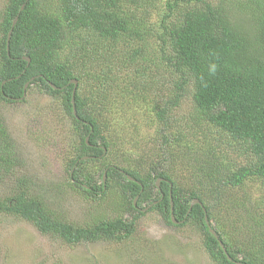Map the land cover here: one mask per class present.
<instances>
[{
    "label": "trees",
    "instance_id": "1",
    "mask_svg": "<svg viewBox=\"0 0 264 264\" xmlns=\"http://www.w3.org/2000/svg\"><path fill=\"white\" fill-rule=\"evenodd\" d=\"M5 3L0 17V101L22 100L33 87L51 97L52 105H59L62 114L68 116L72 138L78 142L70 146L67 163L72 185L90 203L107 198L113 199V203L120 200L115 210H124L130 217L97 213L91 216V222L80 224L58 214L44 195L33 189L34 182L29 177L14 176L20 161L12 136L1 120L0 182L6 184L9 179L10 183L7 191L0 194V214L25 220L40 233L66 244L104 240L132 244L138 230L136 221L142 214L137 206L158 200L148 210H155L169 225L196 227L201 246L213 264H264V199L254 201L253 210L245 215L246 223L240 226L241 238H235V242L210 223L211 205L225 190L240 187L248 180L264 184V0ZM158 5H162V15L155 27L149 15ZM23 57L30 61L27 63ZM147 67L161 68L160 76L165 77L155 79H159L160 88L143 78ZM127 70L133 75L123 76ZM71 79L77 81L75 113ZM88 80H94V87L104 94L95 96L87 86ZM142 83L146 87L140 92L165 91L163 103L152 109V116L160 125L155 139L158 137L164 147L161 153L174 156L168 150L172 141L199 155L192 157V168L194 174L213 170L206 172L217 178L207 174L210 188L196 181L183 189L172 178L174 163L168 169L164 166L165 156L156 164L150 162L144 172L139 170L144 164L142 159L134 165L126 164L127 167L112 162L98 170L91 169L90 164L98 162L114 145L112 138L100 130L104 122L101 109L105 108L102 101L109 96L108 91L125 90L136 96ZM187 95L194 119L209 132L237 144L242 149L243 164L229 168L217 162V145L209 140L204 141L210 147L206 152L192 143L180 144L181 137L187 134L192 135L189 141L198 142L196 130L189 122L178 125L174 133L169 126L170 111ZM159 177L161 199L154 184ZM194 198L198 202L190 207ZM170 199L175 222L171 220ZM237 201L241 208L248 207L247 202ZM205 214L226 253L208 231Z\"/></svg>",
    "mask_w": 264,
    "mask_h": 264
},
{
    "label": "rangeland",
    "instance_id": "2",
    "mask_svg": "<svg viewBox=\"0 0 264 264\" xmlns=\"http://www.w3.org/2000/svg\"><path fill=\"white\" fill-rule=\"evenodd\" d=\"M161 1L158 0L159 3ZM5 2L6 0H0V17ZM161 6L158 5L149 15V20L154 22L155 27L162 15ZM153 53L154 50L151 56ZM148 71L150 72L146 75ZM125 72L126 75L123 76L133 75L131 70ZM160 74L161 68L147 67L143 70V78L145 77L147 83L154 82L159 88L160 81L155 79L165 77ZM94 83V80H88L87 86L95 96H102L103 91L95 88ZM145 87L142 83L136 96H130L125 90L118 93L108 91L109 96L102 101L105 104H101L105 108L101 109L104 114L101 119L104 122L101 123L100 130L104 136L112 138L114 145L110 146L105 156L98 157V162L90 164L91 169L98 170L112 162L125 167L126 164L139 163V159H142L144 164H141L139 170L144 172L150 162L156 164L165 156L164 166L168 169L169 164L174 163L171 168L175 172L172 178L183 189L192 187L196 181H202L209 187L207 177L211 173L206 172L213 170L205 169L194 174L192 168V157L199 158V155L188 152L185 147L172 141L168 150L174 156L161 153L164 147L158 137L155 139L160 125L153 118L152 109L163 103L166 98L165 91L151 90L149 94L140 92ZM188 97L189 95L182 98L170 111L169 126L173 127L174 133L178 125L189 122L193 130H196L195 140L198 142L194 139L189 141L192 135L187 134L181 137L180 144L192 143L195 147H203L206 152L210 147L204 141L209 140L217 145V151H214L217 162L229 168L243 164L245 159L237 144L230 142L225 136L209 132L194 119ZM51 102V97L34 87L27 90L22 100L13 103L0 101V120L12 136L13 149L20 161L14 176L29 177L34 182L33 189L43 194L50 206L68 220L83 224L91 222V216L97 213L105 217L118 214L124 218L130 217L124 210H115L120 200L113 203V199L107 198L101 202L90 203L72 185L68 178L67 163L70 146L77 145L78 142L76 138H72L68 116L62 114L59 105L55 107ZM204 137L209 139H203ZM147 150H151L150 153ZM144 151L147 152L144 154ZM261 182L248 180L240 187L227 189L211 205V225L216 226L231 242H235V238H241L243 230L240 226L246 223L245 215L253 210L251 208L254 201L264 199V184ZM5 183L0 182V194L7 191L9 179ZM237 200L247 202L248 207L241 208ZM144 205L138 206L137 210H142ZM136 224L138 230L135 243L132 244L104 240L71 245L40 233L25 220L0 214V264H213L201 246V235L196 227L189 224L169 225L155 210L147 209L142 210Z\"/></svg>",
    "mask_w": 264,
    "mask_h": 264
},
{
    "label": "water",
    "instance_id": "3",
    "mask_svg": "<svg viewBox=\"0 0 264 264\" xmlns=\"http://www.w3.org/2000/svg\"><path fill=\"white\" fill-rule=\"evenodd\" d=\"M21 8H22V7H20V9H21ZM16 19H17V17H15V18L12 20L11 27H13V25L15 24ZM10 35H11V30H9L8 33H7V38H6V48H8V42H9ZM23 59H25V60L27 61V63L30 61L29 57H23ZM70 82L73 83V89H72V95H71V103H72V108H73V106H74V105H73V101H74V93H75V89H76L77 81H76L75 79H71ZM26 85H27V83L25 84V86H26ZM23 95H24V93H23ZM73 113H75L74 108H73ZM87 138H88V137L85 138L86 141H87ZM102 178H103V180L105 179V172L103 173ZM158 181H159V179L156 180V185H158ZM135 201H136V197L133 199V203H134V204H135ZM197 202H198L197 199H195V198L192 199V200L190 201V207H191L194 203H197ZM146 209H147V208H144V209H142V210L144 211V210H146ZM170 211H171V220H172L173 222H175V220L173 219V215H172V203H171V201H170ZM203 218H204V221H205V223H206V225H207V227H208V231H209V232H210V233H211V234H212V235L218 240L219 245L221 246L222 250L226 253V249H225L223 243H222L221 241H219L218 236H217L215 230L211 228V226H210V224H209V221H208V219H207V215L205 214ZM228 258H229V257H228Z\"/></svg>",
    "mask_w": 264,
    "mask_h": 264
},
{
    "label": "flooded vegetation",
    "instance_id": "4",
    "mask_svg": "<svg viewBox=\"0 0 264 264\" xmlns=\"http://www.w3.org/2000/svg\"><path fill=\"white\" fill-rule=\"evenodd\" d=\"M157 179H159V181H158V185H156V180H157ZM157 179L155 180V183H154V184H155V186H156V189L159 190L158 192H160L159 197H160V199H161V198L163 197V193L161 192V189H160V181L162 180V178L159 177V178H157ZM156 189H154V191H155ZM155 192H156V191H155ZM136 201H137V197H136ZM136 201H135V204H136ZM157 201H158V200L153 201V202L150 203V204H145V205L142 203V205H144V207H142V209L147 208V210H148V208L151 207L153 204H155ZM170 201H171V199H170ZM137 209H138V206H137ZM139 211L142 212V210H140V209H139Z\"/></svg>",
    "mask_w": 264,
    "mask_h": 264
}]
</instances>
